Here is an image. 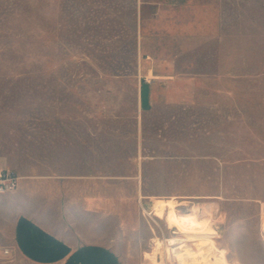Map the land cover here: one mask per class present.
I'll list each match as a JSON object with an SVG mask.
<instances>
[{"label":"rangeland","instance_id":"obj_1","mask_svg":"<svg viewBox=\"0 0 264 264\" xmlns=\"http://www.w3.org/2000/svg\"><path fill=\"white\" fill-rule=\"evenodd\" d=\"M0 168V264L23 217L147 264L168 199L264 264V0H0Z\"/></svg>","mask_w":264,"mask_h":264},{"label":"crops","instance_id":"obj_2","mask_svg":"<svg viewBox=\"0 0 264 264\" xmlns=\"http://www.w3.org/2000/svg\"><path fill=\"white\" fill-rule=\"evenodd\" d=\"M13 244L27 264H123L106 245L63 239L27 217L17 219Z\"/></svg>","mask_w":264,"mask_h":264},{"label":"bare ground","instance_id":"obj_3","mask_svg":"<svg viewBox=\"0 0 264 264\" xmlns=\"http://www.w3.org/2000/svg\"><path fill=\"white\" fill-rule=\"evenodd\" d=\"M159 203L160 208L158 207L156 213L162 216L164 204L162 202ZM166 204L168 205V210L164 216V221H166L167 227L176 232V234L182 232L190 237H186L184 240H178L177 237H155V245L152 251L144 253L147 264H171L172 253L170 247L175 243H177L175 247L177 251L173 253H176L174 257L179 261L178 264H237L227 259L225 249H217L213 238L207 237L206 233L210 229L211 220L205 213H199V215L198 212H194L193 215L178 216L173 209L175 200L168 199ZM157 206L158 201L152 205L153 216H155ZM166 208L164 207V212H166ZM262 220V229L264 230V216ZM190 244H192V247H190Z\"/></svg>","mask_w":264,"mask_h":264},{"label":"built area","instance_id":"obj_4","mask_svg":"<svg viewBox=\"0 0 264 264\" xmlns=\"http://www.w3.org/2000/svg\"><path fill=\"white\" fill-rule=\"evenodd\" d=\"M20 176L11 169L0 168V193L12 191L18 187ZM10 254V248L0 245V256Z\"/></svg>","mask_w":264,"mask_h":264}]
</instances>
